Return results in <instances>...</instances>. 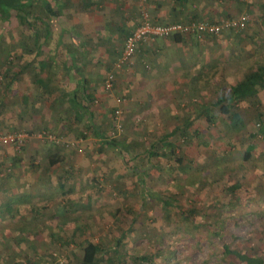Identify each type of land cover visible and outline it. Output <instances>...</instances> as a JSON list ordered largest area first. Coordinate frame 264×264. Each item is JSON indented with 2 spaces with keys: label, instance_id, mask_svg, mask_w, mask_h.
Segmentation results:
<instances>
[{
  "label": "rangeland",
  "instance_id": "1",
  "mask_svg": "<svg viewBox=\"0 0 264 264\" xmlns=\"http://www.w3.org/2000/svg\"><path fill=\"white\" fill-rule=\"evenodd\" d=\"M193 1L187 3L188 12L177 2L167 3V15L161 16L149 0H139L140 20L145 12L160 23L187 22L195 16L222 22L248 13L250 24L183 44L173 40L176 35L147 44L156 52L165 48L173 58L174 87L167 103L156 102L148 88L140 90L135 84L128 93L116 84L111 90L96 85L88 102L91 120L105 138L118 139L119 147L101 144L87 116L78 118L74 110L54 118V62L35 81L38 61L54 59L53 35L41 49L34 33L44 28L20 26L15 13L8 22L0 17V132H28L22 147L0 142V264H81L83 248L91 241L102 247L96 264H246L231 253L234 250L264 258V165L255 160L264 145L257 143L252 159L244 155L254 142L250 134L258 128V114L264 112V87L237 103L229 97L246 73L264 67V0ZM37 11L44 15L42 9ZM107 40L87 45L91 60H99L93 74L98 83L105 82L112 69L105 75L104 68L115 63L122 50L115 53L116 44ZM188 59L193 67L179 69ZM46 76L51 79L47 87L38 85ZM193 76L202 80L196 94L193 87L185 90V81ZM120 95L136 109H130L135 115L127 117L123 105L122 115L116 117ZM223 104L231 106L230 114L222 112ZM196 108L202 110L199 117L187 131L180 128ZM234 112L245 122L240 131L231 125ZM54 122L67 132L61 134ZM82 145L87 166L72 169L78 176L72 193L80 195L68 200L81 214L75 215L78 227L71 231L66 229V215L54 214V174L62 169L49 162L54 152L76 162ZM236 183L240 187L232 189ZM18 190L32 197L25 200L23 213L14 215L12 201L5 205L9 194L16 196Z\"/></svg>",
  "mask_w": 264,
  "mask_h": 264
},
{
  "label": "crops",
  "instance_id": "2",
  "mask_svg": "<svg viewBox=\"0 0 264 264\" xmlns=\"http://www.w3.org/2000/svg\"><path fill=\"white\" fill-rule=\"evenodd\" d=\"M149 1L151 2L150 6L154 10V12L157 11L158 15L161 16L167 15L168 11L165 7L167 3L176 4L175 0ZM191 1L194 2L193 0ZM54 2V12H58V21H60L62 24L63 21L67 22V27L64 26V35H66V38H68V41L66 42L65 36H63L64 47H62V49H65L66 58L64 57L62 59V63H57L59 58L56 56L57 54L59 55V50L54 49V118L57 119L59 116H62L64 115V113H68L71 110H74L75 116L79 114L76 112L77 109L72 103V97L74 96L75 91H78L80 97L77 99V101H80L85 109L83 110V114H79L77 117L80 118V116H82L83 118L87 116V119L91 120V113L93 112L91 111V106L88 104V102L91 101V96L97 88L96 85H98L100 89L104 88L105 85L104 82L98 83V81L94 80L93 78L94 68H100V66H98L99 60L94 57L93 60H91L92 57H89L90 54L88 52L87 45L89 43L91 46L90 48H92L93 45L98 44V40L100 38L106 40L111 39L114 41L113 43L116 44V49L114 52H119L124 46L125 40L129 33L140 23L143 4L142 2H139V0H55ZM184 6L185 7L183 8V10L188 12L187 4H185ZM180 37L181 39L179 42L181 44H183V41L187 40L189 42H192L194 39H196V37L190 35H181ZM114 39H116V41ZM111 40H107L106 42L109 43L111 42ZM173 40L178 42V40L175 39V36L173 37ZM147 46L145 45L143 48H141L134 57V67H131L133 65L131 64L129 68L117 72L115 88L126 93L133 92V89L135 87L139 88L140 90L148 88L149 93L147 94L153 95L156 102L167 103L169 101L168 97L170 98L172 96L170 88L174 87V85L171 83V77L173 76V74H171V71L174 70V67H172L174 63L173 58L167 57L168 54L166 53L165 48H157L156 52L153 47ZM208 51L210 50L208 49ZM151 53L153 57L151 56ZM83 55H85V57L88 56V58H86L88 59L86 62H83V59L81 57ZM158 55L160 57L156 58L158 57ZM113 64L104 68L106 71L104 72L105 75L109 69H113ZM88 65L90 66V69L87 68ZM183 67L184 69H190L191 67H193L190 64V59H188V63H183L179 67V69ZM130 68H132L133 70L131 69V71ZM39 76L35 75L36 82H38L37 80L39 79ZM193 77V79L191 78L185 81V90H187L188 88L190 90V88L193 87L194 93L196 94V92H199L202 80H200L199 78L197 80V76ZM80 78H83L82 83L84 84V87L78 88L79 82H77V84H74L73 86V82L76 79H79L80 81ZM40 83H38V85H40ZM100 92H102V90H100ZM185 92L186 91H184V93ZM3 94L5 95V93ZM8 94H11L10 90L8 91ZM21 97L22 96L19 97V100ZM80 99H82L83 102ZM95 102H98V100H95ZM124 103L125 104L121 105L117 103L115 104L116 106L114 108L116 109L119 106L123 109V105H125V113L128 117L131 115L130 109H134L135 111L136 109L134 107L132 108L130 104H126V102ZM133 105L135 104L133 103ZM201 111L202 110L200 108H196L193 112L188 113L187 117H197V115ZM132 112L134 111L132 110ZM54 125H56L54 127H57L61 134H63V132H67V130L61 128L62 126H59V122H54ZM97 136L99 137L101 144L105 145L102 135ZM83 152L84 145L79 146V150L76 153L78 156L80 155V158L76 162L75 160H71L70 158L66 157L65 154L54 152V167L60 166V168L62 169L61 172H56V174H54V214L56 216L66 215V224L68 226L66 229L71 231H74L78 227L75 226V215L81 214L75 213L77 208L74 207V204H68V200H74L76 197L75 195H80V193H72V191L75 192V190L77 189L78 180V176H73L72 169L74 167H79L80 165L87 166V164L83 163ZM41 190L43 191L42 187ZM44 190H46L45 187ZM42 191H40L39 193L42 194ZM16 192H18L16 196H14L13 194H9L10 200L6 202L5 208L6 206H9V202L12 201V204L9 206L11 208L10 210H12V214L20 215L23 213L22 207L25 204V200L32 196L30 194H26V192L22 193V191L19 190ZM83 194L84 193H81V196H83ZM22 224H20V226ZM57 224L58 223H55V227H58Z\"/></svg>",
  "mask_w": 264,
  "mask_h": 264
},
{
  "label": "trees",
  "instance_id": "3",
  "mask_svg": "<svg viewBox=\"0 0 264 264\" xmlns=\"http://www.w3.org/2000/svg\"><path fill=\"white\" fill-rule=\"evenodd\" d=\"M54 1L55 0H0V17L6 18L7 22L11 21V18L14 16V13L16 14L17 19L19 20L20 26H23L24 28H36L37 26H40L41 28H44L42 30H39V32L34 33V40L39 48L42 49L43 43L47 42L50 37L53 35L54 37V49L59 50V55L57 54L56 57H58L57 63H62V59L66 58V52L65 49H62L64 47V25L58 21V12H54ZM247 1V0H243ZM175 2L179 3L180 5H185L189 2V0H175ZM37 7V8H36ZM36 8V9H35ZM37 9H42L44 15H42L40 12H35ZM248 14V13H247ZM194 19H200L196 16L193 17ZM191 19V20H194ZM250 24V20L248 21V26ZM54 30V32L52 31ZM175 39L180 41L181 37L180 35H176ZM66 44V43H65ZM142 46L141 48H143ZM140 48V49H141ZM23 46L20 48V52L23 50ZM139 49V50H140ZM19 52V51H18ZM139 52V51H138ZM137 52V53H138ZM39 57L41 55V52H39ZM23 54V53H22ZM21 54V55H22ZM38 58V56H37ZM36 56L33 60L37 59ZM47 60L40 59L38 63L41 65L39 67V71L36 72V76H43L45 72L52 68V63L54 62V59L46 58ZM44 72V73H43ZM43 73V74H42ZM19 73H14L12 75L10 80V84L13 80H15V76L17 77ZM51 79L45 77L44 81L40 83V86L47 87L48 82H50ZM84 87V84L82 83V80L79 81L78 88ZM260 87H264V67L260 66L256 70H253L251 72H248L245 74L244 79L238 82V84H234L231 88V93L229 95L230 99H232L235 103L246 99L248 97L253 96L256 94ZM5 97V95H3ZM80 97L79 92L75 91L74 96L72 97V103L74 107L77 109L76 112L80 115L83 114V110L85 109L83 105L78 102L77 99ZM222 112L225 114H230L231 112V106L229 104H223L222 105ZM232 115L233 121L231 122L236 130H242L245 127V122L242 117V115L238 112H234ZM199 117V115H197ZM206 118L208 120L211 119V116L206 115ZM231 118V117H230ZM91 119V118H90ZM195 119L194 117L187 118L184 120V123L187 122L184 126H179L180 128L184 130H188V125L192 123V120ZM258 120L256 123L258 124L257 130L251 132L250 136L253 137L254 142H251L249 146L246 149L245 152V159H252L253 152L257 148V143H262L264 145V112L260 111L258 114ZM90 124L94 125L95 131L97 135H102V138H104V144L110 145L111 147H119L120 142L118 139L115 138H105L103 135V132L100 131V127L96 124V121L88 120ZM177 132L173 131L171 132L170 136L175 135ZM153 145V143H152ZM149 151V150H148ZM174 151V150H173ZM174 153V152H173ZM150 156H154V152H149ZM60 156V155H59ZM182 159L178 158L176 161L178 163H181ZM257 163H263L261 165H264V151L261 150L259 152L257 158L255 159ZM50 164H54V156L50 160ZM240 187V184L236 183L232 189H238ZM102 251V247L98 242L91 241L89 242L84 248H83V256L81 258V264H96L99 259V255ZM231 253L236 254L242 261H244L246 264H264V258L261 256H253L249 254H240L237 250L232 251ZM144 259L147 258V256H143ZM148 259V258H147Z\"/></svg>",
  "mask_w": 264,
  "mask_h": 264
},
{
  "label": "built area",
  "instance_id": "4",
  "mask_svg": "<svg viewBox=\"0 0 264 264\" xmlns=\"http://www.w3.org/2000/svg\"><path fill=\"white\" fill-rule=\"evenodd\" d=\"M147 12L143 14L140 23L127 36L124 47L120 51L113 69L107 74L105 78V89L111 90L116 81L117 72L128 68L133 64V59L142 46L150 44L161 37H170L174 35H190L203 40L207 35H219L225 28L243 29L247 26L249 15L242 13L236 19L223 20L222 22H215L208 19H194L187 22L174 21L170 23L153 22L147 17ZM3 76L0 75V87L3 82ZM116 101L119 105L126 100L125 96H118ZM123 113L121 107L115 109L117 118ZM121 127V123H118ZM28 138V132L24 130L0 132V142L7 144H14L17 147H22ZM55 139V137H54Z\"/></svg>",
  "mask_w": 264,
  "mask_h": 264
}]
</instances>
